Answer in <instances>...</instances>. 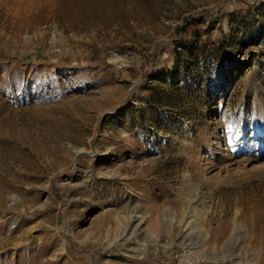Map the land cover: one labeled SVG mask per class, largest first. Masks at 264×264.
<instances>
[{
	"label": "rangeland",
	"instance_id": "rangeland-1",
	"mask_svg": "<svg viewBox=\"0 0 264 264\" xmlns=\"http://www.w3.org/2000/svg\"><path fill=\"white\" fill-rule=\"evenodd\" d=\"M0 138V264H264V0H0Z\"/></svg>",
	"mask_w": 264,
	"mask_h": 264
},
{
	"label": "bare ground",
	"instance_id": "bare-ground-1",
	"mask_svg": "<svg viewBox=\"0 0 264 264\" xmlns=\"http://www.w3.org/2000/svg\"><path fill=\"white\" fill-rule=\"evenodd\" d=\"M0 139H1V138H0ZM3 175H4V174H3ZM4 176H5V175H4ZM5 177H6V176H5ZM0 178H1V177H0ZM0 180H1V179H0ZM0 182H1V181H0ZM6 182H7V181H6ZM3 183H4V182H3ZM11 183H12V182H11ZM5 184H8V183H5ZM0 186H1V185H0ZM0 199H1V198H0ZM2 201H3V200H2ZM133 209H134V208H133ZM133 209H132V210H133ZM114 210H116V209H114ZM114 210H111L110 212H108V213H107V214H108L107 216H112L113 213H114ZM133 213H134V212H133ZM132 217H133V219H134V218L136 217V215L133 214ZM132 217H131V218H132ZM142 217L144 218L145 216L143 215ZM189 218H192V215H190ZM193 219H194V218H193ZM143 221H144V220H143ZM191 221H193V220H191ZM191 233H192V232L190 231V232H188L186 235L184 234L185 237L183 238V242L186 241V237H187V236H190ZM193 237H194V236H193ZM233 238H234V237H233ZM255 240L257 241L258 239H254V241H255ZM229 241H230V240H229ZM258 241H259V240H258ZM258 241H257V242H258ZM188 242H189V241H188ZM190 242H191V241H190ZM232 242H233V241H232ZM230 243H231V242H230ZM193 246H194V245H193ZM193 246H192L191 248H193ZM189 248H190V247H189ZM189 250H190V249H189ZM199 251H200V250H199ZM238 257H239V256H238ZM184 262H185V260H184Z\"/></svg>",
	"mask_w": 264,
	"mask_h": 264
}]
</instances>
